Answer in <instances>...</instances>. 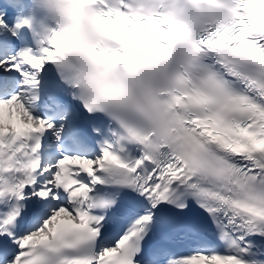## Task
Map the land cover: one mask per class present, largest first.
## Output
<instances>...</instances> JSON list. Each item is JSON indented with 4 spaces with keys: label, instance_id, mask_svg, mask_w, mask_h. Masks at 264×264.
Listing matches in <instances>:
<instances>
[{
    "label": "snow or ice",
    "instance_id": "1",
    "mask_svg": "<svg viewBox=\"0 0 264 264\" xmlns=\"http://www.w3.org/2000/svg\"><path fill=\"white\" fill-rule=\"evenodd\" d=\"M0 264H264V0H0Z\"/></svg>",
    "mask_w": 264,
    "mask_h": 264
}]
</instances>
